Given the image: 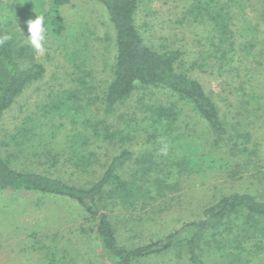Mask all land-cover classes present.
Returning <instances> with one entry per match:
<instances>
[{
  "label": "rangeland",
  "instance_id": "374dc122",
  "mask_svg": "<svg viewBox=\"0 0 264 264\" xmlns=\"http://www.w3.org/2000/svg\"><path fill=\"white\" fill-rule=\"evenodd\" d=\"M24 2L0 0V25L7 41L22 49L17 60L36 62L45 74L0 119V157L12 168L89 187L111 158L130 152L131 161L117 175L134 185L133 195L124 205H112L106 195L101 202L119 245L128 249L200 220L203 210L225 195L249 193L264 201V0H202L209 3H202L208 13L217 9L228 17L227 44L252 46L248 55H231L235 62L221 74L214 58L204 54L211 37V27L200 23L206 13L193 22L184 0L139 2L135 24L142 39L158 52L177 48L185 53L183 72L203 85L227 124L228 133L221 137L209 132L191 106L150 86H137L126 101L107 110L115 33L105 8L69 0L60 8L64 33L47 37L40 55L24 37ZM171 104L179 111L173 132L158 135V125L150 124V105ZM23 124L35 127L37 138L23 140L21 149L16 141L7 146L6 136ZM207 240L198 251L204 264H230ZM243 248L235 264H264L259 234ZM106 260L95 221L75 202L0 193V264H112ZM133 264L190 263L179 246Z\"/></svg>",
  "mask_w": 264,
  "mask_h": 264
},
{
  "label": "trees",
  "instance_id": "16d2710c",
  "mask_svg": "<svg viewBox=\"0 0 264 264\" xmlns=\"http://www.w3.org/2000/svg\"><path fill=\"white\" fill-rule=\"evenodd\" d=\"M68 1L25 0L21 12L25 20L26 36V22L34 19L35 15H43L48 30L47 37H60L65 31L60 8ZM89 1L105 8L115 33L113 76L104 96L107 110H112L126 101L137 86H150L191 106L215 137L227 135V124L223 121L216 102L206 93L200 82L183 72L185 53L177 48L158 52L146 45L142 39L135 24L140 0ZM184 1L187 2L186 13L192 17L193 22H198L200 16L206 13L201 19L207 20H200V23L211 27V37L204 54L210 60L211 57L214 58L218 74L225 72L227 68L230 70L229 65L235 62L231 55H235L237 51L240 52L239 55L249 54L252 46H236L233 41L226 43L228 40L225 34L227 31L229 33V26L228 17L226 18L223 11L214 9L213 13H208L209 9L204 8L208 7V2ZM2 36L4 30L0 25V37ZM21 51L22 49L19 51L11 41L0 45V119L26 90L45 74L44 67L36 62H19L17 57ZM203 62L205 63V59ZM202 65L205 67L207 64ZM178 115V107L175 104L167 107L150 105V124L158 125L155 130L159 132L158 135L173 132L172 124L176 122ZM28 124H32V121ZM231 127L234 128L232 125ZM93 130L98 135V129ZM34 131L35 127L32 125L26 127V124H23L13 135L6 136L10 139L6 145L16 141L15 148L21 149L23 140L32 141L34 137L37 138ZM174 154L175 157L176 153ZM131 159L130 152L119 153L111 158L99 179L89 187H81L69 185L49 175L18 171L10 166L7 159L0 157V193L26 192L75 202L95 221V235L106 259L112 264H133L136 259L161 255L179 246L186 249L190 264H204L198 252L200 242L204 238H211V241L207 240L208 247H214L216 253L224 252L230 264H235L238 259L242 260L244 243L256 234H259L262 242L264 241V201L249 193H232L206 207L198 221L185 223L175 231L135 249L120 246L110 218L104 212L105 208H101V202L105 195L112 205H124L131 198L134 185L117 175V171ZM128 204L131 205L130 202ZM207 235L209 237H206ZM108 260L106 262H109Z\"/></svg>",
  "mask_w": 264,
  "mask_h": 264
},
{
  "label": "clouds",
  "instance_id": "9594fccd",
  "mask_svg": "<svg viewBox=\"0 0 264 264\" xmlns=\"http://www.w3.org/2000/svg\"><path fill=\"white\" fill-rule=\"evenodd\" d=\"M27 42L33 47V49L43 55L46 51L44 44L47 38V28L45 27V18L43 15H35L34 19H30L27 22ZM22 33V32H21ZM10 37L4 35L0 37V45H3Z\"/></svg>",
  "mask_w": 264,
  "mask_h": 264
},
{
  "label": "crops",
  "instance_id": "0c3cea01",
  "mask_svg": "<svg viewBox=\"0 0 264 264\" xmlns=\"http://www.w3.org/2000/svg\"><path fill=\"white\" fill-rule=\"evenodd\" d=\"M56 262V261H55Z\"/></svg>",
  "mask_w": 264,
  "mask_h": 264
}]
</instances>
